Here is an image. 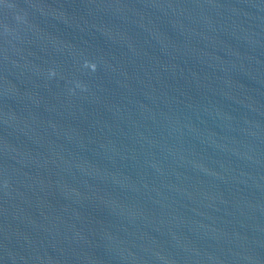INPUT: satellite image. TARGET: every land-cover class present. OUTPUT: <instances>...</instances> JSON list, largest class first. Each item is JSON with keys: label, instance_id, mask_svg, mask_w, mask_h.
I'll use <instances>...</instances> for the list:
<instances>
[{"label": "water", "instance_id": "obj_1", "mask_svg": "<svg viewBox=\"0 0 264 264\" xmlns=\"http://www.w3.org/2000/svg\"><path fill=\"white\" fill-rule=\"evenodd\" d=\"M0 264H264V0H0Z\"/></svg>", "mask_w": 264, "mask_h": 264}]
</instances>
